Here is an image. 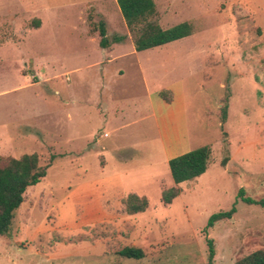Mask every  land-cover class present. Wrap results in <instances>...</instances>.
I'll use <instances>...</instances> for the list:
<instances>
[{"label": "rangeland", "instance_id": "obj_1", "mask_svg": "<svg viewBox=\"0 0 264 264\" xmlns=\"http://www.w3.org/2000/svg\"><path fill=\"white\" fill-rule=\"evenodd\" d=\"M43 1L65 6L27 51L0 23V155L51 159L0 235V264H205L206 238L212 264L264 249V208L242 200H264V0H153L161 27L192 32L141 51L116 0H83L94 40L77 29L80 0ZM99 21L123 42L102 48ZM203 145L205 172L163 204L169 158ZM130 193L148 199L143 212L125 211Z\"/></svg>", "mask_w": 264, "mask_h": 264}, {"label": "trees", "instance_id": "obj_2", "mask_svg": "<svg viewBox=\"0 0 264 264\" xmlns=\"http://www.w3.org/2000/svg\"><path fill=\"white\" fill-rule=\"evenodd\" d=\"M116 3L132 35V43L136 51L169 43L188 36L192 32V26L187 21L167 28L161 27L155 18L157 11L153 0H116ZM96 30L99 35V45L103 48L123 39L121 35H113L109 38L103 21H99ZM225 116L226 105L221 107L222 121L225 120ZM210 152L209 146L203 145L169 158L168 167L174 184L161 190L160 200L163 204H169L179 194L177 184L195 179L205 172ZM50 165L51 159L45 164H41L36 153H26L19 157L0 155V235H6L9 232L15 211L23 202L25 190L40 182ZM242 200L248 204H259L264 208L262 199L242 198ZM122 203L128 214L143 212L148 207V199L145 196L133 193L122 198ZM235 211V207L232 206L228 210L212 214L205 229L211 227L218 220L231 218ZM206 242L208 254L205 264H212L213 242L210 238H206ZM117 253L123 257L134 259L144 256L143 250L135 246H125ZM230 264H264V249L255 250Z\"/></svg>", "mask_w": 264, "mask_h": 264}, {"label": "crops", "instance_id": "obj_3", "mask_svg": "<svg viewBox=\"0 0 264 264\" xmlns=\"http://www.w3.org/2000/svg\"><path fill=\"white\" fill-rule=\"evenodd\" d=\"M17 4H19L18 7L12 9L9 14H7L8 12L0 11V23L5 28L8 24H10L11 28L17 30L12 37L14 39L16 38V43L20 45L22 50L27 51L28 46L30 44L36 43L37 38L43 37L46 30L48 34H51L49 29L46 28L45 25L48 20L56 21L59 18V10L61 11L63 9L62 6L65 5H51L43 0H40V2L37 0L35 4H31L27 7L24 6L21 0H17ZM83 4L84 1L80 0L79 2L72 3L71 5L74 9H77V19L79 22L76 26L77 29L81 31L80 35H82V37L91 38L92 40H94L96 35L93 32H95V30H92L88 34L87 26L83 25ZM82 31L84 33H82ZM78 39H81V37ZM121 42H123V39L121 40ZM114 43L116 42L110 43L109 46L105 47V49L111 50V47H114ZM108 59H110V57L107 58V61Z\"/></svg>", "mask_w": 264, "mask_h": 264}]
</instances>
